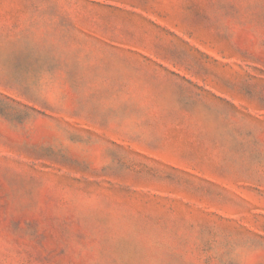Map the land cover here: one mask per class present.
Listing matches in <instances>:
<instances>
[{
	"label": "rangeland",
	"instance_id": "rangeland-1",
	"mask_svg": "<svg viewBox=\"0 0 264 264\" xmlns=\"http://www.w3.org/2000/svg\"><path fill=\"white\" fill-rule=\"evenodd\" d=\"M0 264H264V0H0Z\"/></svg>",
	"mask_w": 264,
	"mask_h": 264
}]
</instances>
